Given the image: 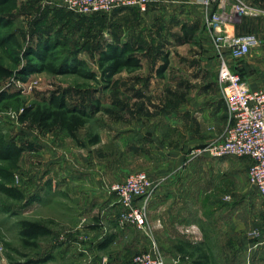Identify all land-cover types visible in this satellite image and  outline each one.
I'll list each match as a JSON object with an SVG mask.
<instances>
[{
    "label": "rangeland",
    "instance_id": "rangeland-1",
    "mask_svg": "<svg viewBox=\"0 0 264 264\" xmlns=\"http://www.w3.org/2000/svg\"><path fill=\"white\" fill-rule=\"evenodd\" d=\"M242 2L250 8L264 9V0ZM18 4L15 23L8 31L18 34L20 48L10 52L0 49L1 62L13 70L11 76L0 79V92L9 94L0 101V145L12 142L26 148L16 168L12 169L11 183L24 193V199L15 200L0 192V264L45 256L49 259L38 264H102V256L96 259L85 252L77 259L71 254L67 259L61 257L62 248H58L64 243L71 244L73 231L72 219L62 216L66 202L59 195L50 194V200L43 204L40 199L31 205L28 202L32 195H44L41 198L45 200L46 194H42L41 187L56 177L47 170L44 156L49 152L46 151L58 152L65 162L80 171L97 174L99 183L109 189L122 181V169H140V105L175 104L180 109L177 114L181 116V110L189 109L195 114L207 110L203 106L214 105L217 99L223 102L217 82L219 57L212 48V35L204 23L206 10L202 4L191 8L200 12L196 22L200 21L201 31L194 32L183 23L184 17L167 14V10L164 15L140 13L135 8L83 15L69 11L62 0H18ZM249 17L251 15L243 19ZM179 23L186 25H182L181 30H187L177 32L175 25ZM238 25L239 22H235L231 31L236 29L239 33ZM259 27L264 29L263 23ZM175 35H181L183 41L190 39L192 43L170 44ZM47 38L54 44L49 61L57 66L70 65L76 58L84 63L82 69L98 73L99 52L110 43L127 42L142 46V51L135 53L142 57V67L123 70L108 83L101 81L99 76L89 79L74 73L48 71L33 72L25 80L18 78L17 71L27 59L37 61L33 56H24L25 49L34 47L39 39ZM175 44H179L177 39ZM208 54L215 55L208 58ZM165 56L168 65L158 76L156 70ZM228 58L232 61L241 59ZM58 96L63 100L64 109L73 112L51 108L54 116L45 122L40 118L41 113L50 108L51 98ZM223 106L226 116L220 137L229 124L227 107ZM26 108L29 115L23 117ZM80 110L84 114H80ZM45 124L48 125L43 126ZM68 125L77 134L80 145L68 134ZM96 135L99 141L92 145L90 139ZM178 139L184 138L178 135ZM204 145L207 144L199 147ZM199 147L187 152L179 170L188 168L192 171L188 178L190 184L208 185L209 191L203 194L202 200L207 209L203 206V214H199V199L179 209L173 218L175 232H171V237L166 240L168 248L157 249L164 264H192V259L197 256L195 247L209 257L211 264H264V195L248 182L244 158L222 156L219 159V163H223V178L219 179L223 191L219 187L217 203L216 193L212 192L215 164L211 162L212 156L196 154ZM206 162L202 175L195 174ZM133 166L138 168L132 169ZM0 167L8 168V165L0 161ZM0 181L5 183L1 178ZM83 182L93 183L92 179ZM220 201L223 207L216 211ZM23 219L38 220L47 225L51 235L41 237L37 247H24L18 233L19 222ZM252 229H257L260 235L250 236ZM184 241L192 245L187 247L188 255L174 253V247ZM111 251L109 255L103 254L106 264H127L131 255L121 258L117 250ZM190 254L195 256L190 257ZM116 260L120 262H114Z\"/></svg>",
    "mask_w": 264,
    "mask_h": 264
},
{
    "label": "crops",
    "instance_id": "crops-1",
    "mask_svg": "<svg viewBox=\"0 0 264 264\" xmlns=\"http://www.w3.org/2000/svg\"><path fill=\"white\" fill-rule=\"evenodd\" d=\"M202 1L152 0L147 9L140 11V13L164 15L166 14L165 10H167V14L174 13L178 18L184 17L185 22L183 23L190 26L192 31L198 30L200 32V21L196 22L199 20L200 12L191 8L195 5L199 6ZM254 2L256 3V0ZM196 8L199 7L196 6ZM244 17L246 16L237 21L239 22L237 26L239 33L235 32L236 29L233 33L252 32L257 36L259 45L251 49L249 54L236 62L235 65L228 57L227 61L231 68L239 70L250 88L264 89V29L259 27L261 23L264 25V9H259L257 14L251 15L249 18L243 19ZM183 23L175 25L177 32L184 30V28L181 30ZM232 25L229 26L230 30ZM202 36H204V31ZM176 39L179 44H175ZM172 40L170 44L174 45L192 43L190 39L183 41L181 35H175ZM212 48L215 50L213 46ZM214 55L208 54V58ZM213 100L211 99L212 103H214ZM223 103L224 100L219 102V99L214 105L206 104L207 106H203L205 105L203 103L200 106L207 107V110H201L194 114L192 110L184 109L181 110V116L177 114L180 109L175 104L164 106L140 105V169L129 171V168H125L120 171V175L123 176V181L130 173L144 171L160 182L157 192L145 203L146 225L142 228L131 224L118 225L117 217L121 211V206L117 202L114 192L111 193L110 188L107 189L102 183H99L97 174L80 171L74 165L71 166L70 163L65 162L58 152L46 151L49 152L44 156V160L47 161V170L50 171V175L56 177L52 176L53 180L41 187L42 194H46L45 200L41 198L44 195H39L40 197L32 195L28 202L31 205L32 202L40 199L42 204L46 203L50 200V194L59 195L66 202L62 216H67L69 220L72 219L73 235L71 244L64 243L62 247L58 248V250L62 248L61 257L67 259L71 254L73 259H77L76 257L85 252L96 256V259L102 256L101 263L102 261L106 263L103 254L109 255L111 250H117L118 257L131 255L127 261V264H131V258L137 253L149 250L152 243L157 249L168 248L166 240L171 237V232H175L174 227H172L175 223L173 218L179 209L181 210L183 205L188 207L187 204L193 203V200L196 199H199L201 203L199 206L200 215L203 214V206H206L204 209H207V204H202V200L203 194L209 191L208 185L190 184L188 178L192 171L188 168L179 170V167L184 164L186 154L190 149L220 140L226 116L224 108H222L225 104ZM208 112L212 114L209 115ZM181 121L183 123L180 125ZM178 135L184 139H178ZM208 158L206 160L211 159L216 168L212 173L215 178V183L212 184V192L216 193L214 198L219 203V187L221 186L219 179L223 178V163H219V161L222 157ZM242 158H244L245 168L248 170L251 160L248 157ZM206 164L207 162L202 164L200 169L194 173L202 175ZM133 168L138 167L133 166ZM85 179H92L93 183H84ZM137 205H141L140 201H137ZM222 207L223 202L220 201V205L215 207L216 211ZM108 237H111L112 240L109 244L104 245L103 242ZM176 247L177 245L174 250ZM174 253L181 254L177 250ZM114 262H120V260Z\"/></svg>",
    "mask_w": 264,
    "mask_h": 264
},
{
    "label": "built area",
    "instance_id": "built-area-1",
    "mask_svg": "<svg viewBox=\"0 0 264 264\" xmlns=\"http://www.w3.org/2000/svg\"><path fill=\"white\" fill-rule=\"evenodd\" d=\"M64 6L77 14L112 11L117 8L135 7L145 11L152 0H62ZM206 10L204 23L211 32L212 44L219 57L217 82L227 107L229 124L220 140L196 149V154L212 157H248V182L264 195V89H253L244 77L230 67L227 57L239 59L259 44L253 33H233L229 26L241 17L257 14L242 0H203ZM159 181L144 171L130 173L125 179L111 186L121 206L117 222L142 228L146 225L145 203L155 194ZM140 201L141 205H137ZM252 237L260 232L252 229ZM1 251V250H0ZM102 264H106L105 262ZM131 264H164L157 247L152 243L149 250L135 254Z\"/></svg>",
    "mask_w": 264,
    "mask_h": 264
},
{
    "label": "trees",
    "instance_id": "trees-1",
    "mask_svg": "<svg viewBox=\"0 0 264 264\" xmlns=\"http://www.w3.org/2000/svg\"><path fill=\"white\" fill-rule=\"evenodd\" d=\"M18 5V0H0V49H4L7 52H10L12 49L20 48L18 34L15 31H8L15 23V18L17 16L15 12L18 9ZM4 29H7V31H2ZM53 49L54 44L50 40V38H47L45 40L39 39L34 47L28 46L25 49L24 56H33L37 60V63L35 61H32L31 59H27V62L18 69L16 76L21 80H25L26 77L33 72L48 71L55 74L74 73L89 79H97V77L99 76V79L101 81L108 83L116 74L123 70H135L142 67V57L135 54L138 51H142V46H133L127 42L121 44L110 43L107 45V47L99 52L98 73L96 71L82 69L84 63L76 58L73 59L74 61L70 65H65L64 63L60 66H57L55 63H53V61H49V57L51 56V51ZM241 59L233 61L234 65ZM167 65L168 60L165 56L164 59H162V64L157 68L156 74L158 76H161L165 71ZM233 69L239 72V70H237L236 68ZM12 74L13 70L3 65L0 59V79L2 77H9ZM8 97V93L0 92V101ZM49 107L50 108L44 110L40 116V118L45 120V122L50 121L54 116V112L51 108L62 109L68 113L73 112L71 109H64L63 100L59 96L51 98ZM78 112L80 114H84L82 110ZM27 115H29L28 108L25 109L22 116L24 117ZM47 125L48 124H45L43 126ZM66 128L71 138L75 142H77L78 145H80V139L72 129L71 125H68ZM90 140V143L95 144L99 141V137L96 135L93 136ZM25 150V146L17 145L16 143L12 142L7 143L5 146L0 145V161H4L8 165V168L0 167V178L5 181V183L0 181V192L5 194L7 197L15 200H23L24 193L16 186L11 184L14 178L12 169L16 168L18 160ZM18 233L21 244L24 247L32 248L37 247V242L41 237L51 235L52 231L47 225L41 223L40 221L23 219L19 222ZM111 240V237H108L104 240L103 244L107 245L109 244V242H111ZM189 246H192L191 243L184 241L183 243H180V245H177L176 250L182 254L181 256H185L188 255L187 247ZM194 252H197V256L192 259V264H211L209 262V257L206 256L205 253L201 252V249L199 247H195ZM193 256L195 255L190 254V257ZM48 259L49 257L45 256L29 258L25 261L10 260L8 264H38L45 262Z\"/></svg>",
    "mask_w": 264,
    "mask_h": 264
}]
</instances>
